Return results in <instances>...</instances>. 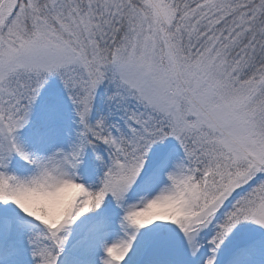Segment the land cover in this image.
Returning <instances> with one entry per match:
<instances>
[{
    "label": "snow or ice",
    "instance_id": "obj_1",
    "mask_svg": "<svg viewBox=\"0 0 264 264\" xmlns=\"http://www.w3.org/2000/svg\"><path fill=\"white\" fill-rule=\"evenodd\" d=\"M0 264H264V0H0Z\"/></svg>",
    "mask_w": 264,
    "mask_h": 264
}]
</instances>
